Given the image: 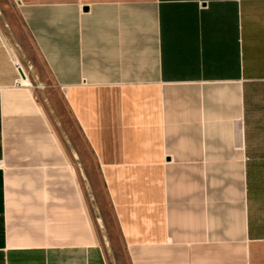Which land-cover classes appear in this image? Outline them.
<instances>
[{
  "label": "crops",
  "instance_id": "0c3cea01",
  "mask_svg": "<svg viewBox=\"0 0 264 264\" xmlns=\"http://www.w3.org/2000/svg\"><path fill=\"white\" fill-rule=\"evenodd\" d=\"M15 1L127 263L264 264V0ZM13 32L0 12V264H121Z\"/></svg>",
  "mask_w": 264,
  "mask_h": 264
},
{
  "label": "rangeland",
  "instance_id": "374dc122",
  "mask_svg": "<svg viewBox=\"0 0 264 264\" xmlns=\"http://www.w3.org/2000/svg\"><path fill=\"white\" fill-rule=\"evenodd\" d=\"M0 12L3 14L5 23L13 30L17 39H19V47L24 49L22 52L23 61H19L21 65V73L29 81L32 86L30 88L35 92L38 99L47 105L48 112L54 124L65 135L68 146L76 148L79 152V157L84 165V181L85 191L91 206L99 209L98 218H101L100 223L103 233L108 231V237L116 241L118 251H116L121 264H128L125 253L121 248V237H119L118 228L113 217L111 206H109L106 190L104 189L101 174H99L98 166L92 159L88 144L85 143L83 136L78 127L75 126L73 115L66 106L64 96L61 90L55 85L46 66L42 64L36 50L33 48L28 35L25 33L23 26L18 17V4L15 0H0ZM24 62V63H23ZM23 67V68H22ZM106 235V234H105ZM111 252V250H110ZM111 261L114 262L112 255Z\"/></svg>",
  "mask_w": 264,
  "mask_h": 264
},
{
  "label": "bare ground",
  "instance_id": "6f19581e",
  "mask_svg": "<svg viewBox=\"0 0 264 264\" xmlns=\"http://www.w3.org/2000/svg\"><path fill=\"white\" fill-rule=\"evenodd\" d=\"M26 84L29 86V85H32V83L29 81V80H25Z\"/></svg>",
  "mask_w": 264,
  "mask_h": 264
},
{
  "label": "built area",
  "instance_id": "2783aa9c",
  "mask_svg": "<svg viewBox=\"0 0 264 264\" xmlns=\"http://www.w3.org/2000/svg\"><path fill=\"white\" fill-rule=\"evenodd\" d=\"M16 65H17L18 68L21 69V65H19V62H16Z\"/></svg>",
  "mask_w": 264,
  "mask_h": 264
},
{
  "label": "water",
  "instance_id": "95a60500",
  "mask_svg": "<svg viewBox=\"0 0 264 264\" xmlns=\"http://www.w3.org/2000/svg\"><path fill=\"white\" fill-rule=\"evenodd\" d=\"M88 11V8H84V12H87ZM23 77H25L24 75H23Z\"/></svg>",
  "mask_w": 264,
  "mask_h": 264
}]
</instances>
